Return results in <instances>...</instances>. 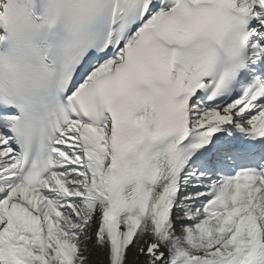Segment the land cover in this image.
Here are the masks:
<instances>
[{
    "label": "snow or ice",
    "instance_id": "6c2138e0",
    "mask_svg": "<svg viewBox=\"0 0 264 264\" xmlns=\"http://www.w3.org/2000/svg\"><path fill=\"white\" fill-rule=\"evenodd\" d=\"M0 264H264V0H0Z\"/></svg>",
    "mask_w": 264,
    "mask_h": 264
}]
</instances>
